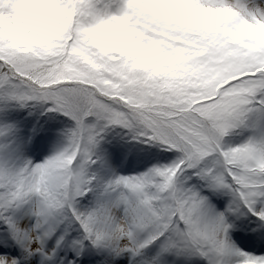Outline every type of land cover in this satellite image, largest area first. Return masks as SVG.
Masks as SVG:
<instances>
[{
	"label": "snow or ice",
	"instance_id": "1",
	"mask_svg": "<svg viewBox=\"0 0 264 264\" xmlns=\"http://www.w3.org/2000/svg\"><path fill=\"white\" fill-rule=\"evenodd\" d=\"M0 264H264V0H0Z\"/></svg>",
	"mask_w": 264,
	"mask_h": 264
}]
</instances>
